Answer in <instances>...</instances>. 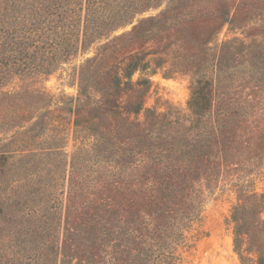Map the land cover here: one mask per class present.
Masks as SVG:
<instances>
[{
  "label": "trees",
  "instance_id": "trees-1",
  "mask_svg": "<svg viewBox=\"0 0 264 264\" xmlns=\"http://www.w3.org/2000/svg\"><path fill=\"white\" fill-rule=\"evenodd\" d=\"M190 1L0 0V264H181L178 250L220 172L264 147V123L247 138L243 111L217 90L228 46L245 44L239 35L221 46L216 81L194 87L189 113L145 105L164 56L136 47L140 37L168 24L195 47L193 26L211 37L241 16L238 7L192 16L184 10ZM96 42L69 110L81 139L69 157L67 127L55 124L64 108L43 113L49 98L30 83ZM51 131L53 146H39ZM239 196L232 220L244 252L247 215L258 214L254 225L264 233V193ZM251 243L264 264V246Z\"/></svg>",
  "mask_w": 264,
  "mask_h": 264
},
{
  "label": "rangeland",
  "instance_id": "rangeland-1",
  "mask_svg": "<svg viewBox=\"0 0 264 264\" xmlns=\"http://www.w3.org/2000/svg\"><path fill=\"white\" fill-rule=\"evenodd\" d=\"M166 6L164 3L159 8L139 14L133 23L115 34L132 29L139 20L159 14ZM230 7H238L236 12L241 13L239 21L232 26L226 25L219 34L211 37L204 32V28L193 26L190 34L196 38L195 47H190V43L182 39L184 32L168 24L155 34L149 33L139 38L136 47L147 44L154 52L163 50L164 56L163 63L150 75L152 83L145 105L162 112L181 110L182 113H189L194 87L200 80L216 81L215 65L221 46L226 40L239 35L245 39V44L228 46L217 90L218 93L225 92L234 107L243 111L240 119L243 127L252 129L247 138H255L258 133L256 126L264 123V0H191L184 10L191 12L192 16H201L217 8L227 10ZM98 46V42L89 43L87 51L69 56L51 74L36 77L30 83L31 87L44 91L49 98V107L43 113L53 114L54 110L64 108L61 114L66 117L55 124L60 122L67 127L62 145H66L69 157L81 146L69 112L71 107L79 104L76 101L81 91L79 71L87 58L94 56ZM140 76L141 72L137 71L133 80H138ZM143 76L147 75L144 73ZM52 133L43 136L39 146H53ZM244 159L250 161L243 165L241 162L235 164V160L229 164L228 170L218 175L201 208V219L187 233L189 240L181 244L178 250L181 264H259L251 243L256 240L264 246V233L254 225L258 214L247 215V226L243 231L252 234V240L245 238L242 242L244 252L235 247L232 214L239 202L240 191L255 189L264 193V147L261 150H246ZM13 161L12 158L10 162Z\"/></svg>",
  "mask_w": 264,
  "mask_h": 264
}]
</instances>
